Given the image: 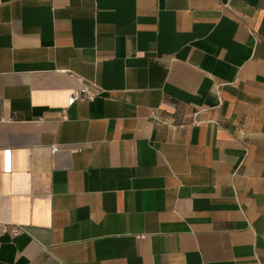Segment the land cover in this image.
I'll return each instance as SVG.
<instances>
[{
  "label": "crops",
  "instance_id": "obj_1",
  "mask_svg": "<svg viewBox=\"0 0 264 264\" xmlns=\"http://www.w3.org/2000/svg\"><path fill=\"white\" fill-rule=\"evenodd\" d=\"M0 264H264V0H0Z\"/></svg>",
  "mask_w": 264,
  "mask_h": 264
},
{
  "label": "built area",
  "instance_id": "obj_2",
  "mask_svg": "<svg viewBox=\"0 0 264 264\" xmlns=\"http://www.w3.org/2000/svg\"><path fill=\"white\" fill-rule=\"evenodd\" d=\"M71 99H72L73 101H75V100H79V99H82V100H85V101H91V100L94 99V96L91 95V94L86 93L85 91H76V92L72 95ZM3 229H6V225H3ZM10 232H11V235H12V236H16V235H18V233L20 232V228H19L18 226H14V227L11 229Z\"/></svg>",
  "mask_w": 264,
  "mask_h": 264
}]
</instances>
